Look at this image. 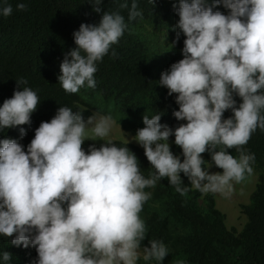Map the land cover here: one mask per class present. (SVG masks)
<instances>
[{
  "label": "clouds",
  "instance_id": "9594fccd",
  "mask_svg": "<svg viewBox=\"0 0 264 264\" xmlns=\"http://www.w3.org/2000/svg\"><path fill=\"white\" fill-rule=\"evenodd\" d=\"M88 3L100 13L104 0ZM149 3L154 7L156 0ZM221 5L228 14L214 11ZM120 8L128 9L129 21L143 19L136 0L130 8L123 0ZM173 8L179 17L173 44L186 37L183 59L161 74L159 86L175 94L179 108L173 115L187 123L173 129L161 123L163 114L143 116L145 126L133 140L154 169L148 178L128 146L106 139L115 123L111 115L93 113L85 121L83 111L62 106L35 130L27 151L16 139L0 140V236L35 248L37 264H138L141 257L162 264L169 254L162 241L142 245L147 229L140 213L151 196L146 188L167 178L184 195L189 188L181 186L183 173L191 189L228 195L253 174L255 155L245 146L257 129L264 131V0H178ZM16 9L25 11L27 5L19 2ZM12 13L11 4L0 8L4 17ZM127 26L119 10L105 11L98 25L81 24L73 33L77 47L60 65L66 93L96 88L97 62L110 51L116 56L112 46ZM17 85L0 106V131L31 124L40 103L30 87L19 90L26 79ZM228 110L233 115L224 119ZM20 134L27 132L20 128ZM173 135L183 161L171 150ZM86 140L105 143L85 151ZM206 152L222 172L205 167ZM11 258L2 253L5 264Z\"/></svg>",
  "mask_w": 264,
  "mask_h": 264
},
{
  "label": "trees",
  "instance_id": "16d2710c",
  "mask_svg": "<svg viewBox=\"0 0 264 264\" xmlns=\"http://www.w3.org/2000/svg\"><path fill=\"white\" fill-rule=\"evenodd\" d=\"M24 2L27 10L19 11L16 4ZM138 10L143 13L135 21L128 20V9L120 8L123 0H104L102 11L97 13L88 0H0V8L11 4L13 13L9 17L0 15V106L11 98L18 89L17 80L24 78L27 85L39 97L40 103L31 116V124L16 126L0 131V140L16 139L27 147L35 136V130L42 122L55 116L62 106L83 111L85 121L94 112L111 115L117 124L128 133L136 135L143 128V116L151 118L163 114L161 123L175 129L187 121H178L173 113L179 106L175 94L168 95L166 88L159 86V71L180 60L184 47L181 35L177 46H172L170 61L163 56L164 49L157 42V36L147 31H166L171 40H176L175 25L179 19L173 4L178 0H156L155 6L149 0H136ZM132 0H128L129 8ZM119 10L128 25L118 44L101 62H97L94 75L97 86L89 89L85 85L76 94L66 93L59 83L60 65L65 55L77 47L73 33L81 24L98 25L105 11ZM228 14L223 5L214 11ZM170 64V66L168 65ZM237 104L241 99L235 96ZM233 115L231 110L224 113V119ZM20 128L27 135L21 138ZM174 144L171 150L183 161L182 149ZM119 147L128 146L138 158L141 173L148 178L154 171L147 160L144 150L136 145L120 141ZM95 144L86 140L83 148ZM97 148L100 146L95 144ZM255 155L252 167L264 168V131L257 129L245 146ZM230 154H238L235 149ZM207 167L211 155L202 154ZM182 187L189 191L180 195L167 178L157 182L154 188H146L151 193L140 213L145 221L147 236L143 246H150L149 240L162 241L168 255L162 264H264V171L260 175L251 204L242 206L248 222L242 232L228 229L226 215L217 208L215 194H202L191 189L190 181L181 173ZM203 202V205L201 204ZM14 238V237H13ZM11 239L0 236V264L4 251L12 258L7 264H37L38 253L31 245L25 249L11 244ZM138 264H160L155 260Z\"/></svg>",
  "mask_w": 264,
  "mask_h": 264
},
{
  "label": "rangeland",
  "instance_id": "374dc122",
  "mask_svg": "<svg viewBox=\"0 0 264 264\" xmlns=\"http://www.w3.org/2000/svg\"><path fill=\"white\" fill-rule=\"evenodd\" d=\"M154 34V36H157V42L161 47L164 49L163 56L166 60L170 61L171 55L169 54L172 46L174 45V40L169 39L168 33L166 31L162 32H154L150 30V28L147 30ZM180 60L183 59V55L181 53ZM170 66V64H168ZM169 70L167 67L164 71ZM164 71H159L157 76L161 77V74ZM97 113V112H94ZM115 123L109 133V136L106 139L112 140L113 142L120 141L128 144L136 145L143 149L142 146H140L134 139V134L125 132L121 126L117 124V119H114ZM91 141V140H88ZM99 146L104 144V141H91ZM170 146L174 144V141L169 139ZM144 150V149H143ZM234 157H238V154H232ZM207 167H211L209 169L210 172H222V169L216 168L214 165H211V159L207 165ZM253 174L246 178L244 182L241 184H234L233 190L228 195H220L215 194L216 198V204L219 211H221L223 214L226 215V225L228 229H236L238 232H242L244 227L246 226L248 222V218L245 214L242 212V206H247L251 204V197L253 193L256 190V186L259 182L260 175L263 173L264 168L255 167L253 168ZM201 204L203 205V202L201 201ZM142 258V257H141ZM169 264H176V263H169Z\"/></svg>",
  "mask_w": 264,
  "mask_h": 264
}]
</instances>
